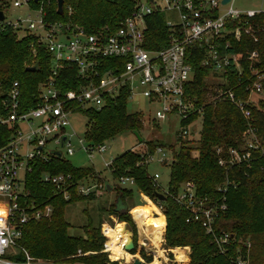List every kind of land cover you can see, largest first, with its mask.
I'll return each mask as SVG.
<instances>
[{
    "label": "built area",
    "instance_id": "1",
    "mask_svg": "<svg viewBox=\"0 0 264 264\" xmlns=\"http://www.w3.org/2000/svg\"><path fill=\"white\" fill-rule=\"evenodd\" d=\"M133 1V10L119 21L116 29H101L89 34L69 22L51 20L43 7L31 6L33 0H0V12L3 13L0 30L5 26L17 36H31L33 59L37 57L38 49L49 56V74L38 86L33 108L24 109L16 81L4 92L1 100L0 127L7 125L13 131L0 144V264H79L66 259L33 258L21 245L24 228L29 223L49 219L53 213L50 205L36 204L28 198L24 184L30 164L35 159L57 157V152L61 153L58 158L72 156L75 152L70 140L72 135L67 133L71 127V116L81 114L83 110L100 111L107 98H115L122 89L128 91L127 101L138 94L154 106L153 120L156 122L168 125L175 119L178 124L175 139L186 141L198 135L202 108L196 107L187 94L196 78L190 63L192 59L198 58V67L208 70L209 77L219 83L217 100L233 105L246 122L241 135L242 144L229 149L228 161L219 159L218 165L225 170L232 165L249 168L255 159L253 154L262 152L252 112L263 95L262 76L253 64L257 61L256 54H248L245 58L250 64L249 72L255 78L247 88L249 97H257L256 101L238 97L233 91L238 87L232 86L229 78L233 74L240 80L243 70L241 55L233 51L234 42H238L242 34L249 33V19L263 11L234 9L233 0L225 5L221 0ZM10 7L26 8L33 16L28 14L25 19L18 17L14 22L7 21L6 10ZM158 15L169 30L168 39L164 47L148 50L145 48L148 20ZM63 72L70 77L74 75V80H71L74 89L63 90V84L69 79L62 75ZM192 119L199 122L192 125ZM50 142L54 149L47 148ZM78 144L89 160L95 155L102 156L108 150L105 143L89 145L84 137L78 140ZM192 154L196 157L198 153L194 151ZM140 159V166L148 167L151 163L164 165L169 160V152L158 146L152 153H141ZM112 161L103 164L109 172ZM149 176L155 187L161 190L157 182L159 175ZM42 182L61 193L64 200L69 199L70 176L44 174ZM116 182L122 187L135 186L134 179L129 176H121ZM229 184L224 182L218 191L224 193ZM102 186L79 182L77 192L87 195ZM161 192L188 211L187 223L202 222L207 233L212 232L214 221L227 208L223 195L221 201L201 198L196 195L195 186L190 181L182 183L175 193L168 189ZM154 208L158 216L163 215L159 201L154 203ZM114 228L105 226L100 229L105 239L104 253L109 254L107 233ZM140 232L139 228L138 244L147 249L148 239ZM214 241L223 253L224 245L229 241L228 235L215 236ZM151 253H154L152 249ZM174 257L166 264L186 262ZM238 264L244 262L238 260Z\"/></svg>",
    "mask_w": 264,
    "mask_h": 264
},
{
    "label": "trees",
    "instance_id": "2",
    "mask_svg": "<svg viewBox=\"0 0 264 264\" xmlns=\"http://www.w3.org/2000/svg\"><path fill=\"white\" fill-rule=\"evenodd\" d=\"M56 1L38 0L37 3L33 1L31 6H41L48 12L51 20L69 22L89 34L101 29H116L119 21L134 7L133 0H63V14L60 16L56 14ZM249 20V33L242 34L240 40L233 44V51L241 55L242 76L237 80L236 76L231 74L229 79L232 86L238 87L233 89L237 96L246 99L248 93L244 88L250 87L255 78L251 76L250 64L245 58L248 54H256V70L262 76L263 95L252 112L263 150L253 154L255 159L251 166L247 168L232 165L225 170L218 165L219 159L228 161L229 149L238 148L242 144L241 135L246 122L233 105L218 101L216 93L211 95L213 100L209 103L200 99L201 91L197 89L204 87L202 78L208 76L209 72L199 68L198 58H195L190 60V63L196 78L187 94L196 107L202 108L203 113L197 145L192 147L190 143L194 141L181 139H175L173 144L142 141L140 144L144 146L143 152L126 151L113 159L110 167V176L114 181L121 176L132 177L135 182L133 188L142 190L154 203H158L155 194L162 192L150 179L147 166H140L139 162L141 153H152L156 147L161 146L169 152V160L163 166L169 171L167 189L170 193H175L182 183L190 181L195 186L196 195L201 198L221 201L222 195L225 197L226 211L214 221L212 232L207 233L202 222L187 223L186 219L190 216L188 211L180 207L173 198L162 193L165 199L160 201V205L166 219L167 246L188 247L190 250L187 263L174 264H238V260L244 264H264V11ZM148 27L145 48L155 50L164 47L169 30L165 27L162 17H152L148 20ZM32 44L31 36L18 39L11 28L4 26L0 30V105L4 92L16 81L24 109L35 106L38 86L49 74V56L42 49H38L37 57L33 59L30 51ZM34 65L37 66L35 71L25 70ZM62 75L69 78L63 84V90L74 89V83L71 81L74 80V75L70 77L66 72ZM127 96L128 91L122 89L115 98H107L100 111H80L87 119L83 136L87 144H103L124 132L139 133L142 126L141 115L126 112ZM12 131L13 128L7 125L0 127V144L6 141ZM194 151L198 153L196 157L192 154ZM30 168V172L25 175L24 184L29 200L40 205H50L53 213L49 219L29 223L24 228L21 245L27 253L33 258L66 259L70 263L118 264L109 261L107 253L102 252L105 239L100 234L99 221L94 225L87 219V223L82 227V236H71L70 224L64 218L67 205L86 198L94 199V193L99 192L96 190L87 195L77 192V185L82 180L98 179L94 168H77L58 157L35 159ZM44 174L70 176L68 200H64L63 195L58 194L51 185L42 182ZM224 182L230 184L222 193L218 191V187ZM102 188L107 192L104 186ZM127 193L130 194V191ZM125 197L124 192L116 188V201L111 205L110 212L120 220L131 223L127 213L120 214L117 207L118 202L126 207L123 203ZM159 217L152 219V226L164 224L162 216ZM221 234L228 235L229 239L224 245L223 253L214 241V237ZM133 242L132 254L140 253L147 260L146 263H149L150 258L146 257L142 248L137 245L135 236ZM111 246L112 240L109 238L108 247ZM18 259H21L20 256Z\"/></svg>",
    "mask_w": 264,
    "mask_h": 264
},
{
    "label": "rangeland",
    "instance_id": "3",
    "mask_svg": "<svg viewBox=\"0 0 264 264\" xmlns=\"http://www.w3.org/2000/svg\"><path fill=\"white\" fill-rule=\"evenodd\" d=\"M43 6L46 8L48 7L45 5ZM232 7L241 11H264V0H233ZM28 14H31L33 16V14L30 13V11H28L26 8L16 9L10 7L6 10V19L7 21L14 22L18 17L25 19ZM17 38L21 39L22 36H17ZM202 81L204 83V87L202 89L197 90L201 91V94L199 95L200 99H204L206 103H209L213 100V97L211 95L218 91L219 83L214 79L210 78L209 75L204 76L202 78ZM244 89H247V87ZM246 91L248 93V96L246 98H251V100L253 101L257 100V97L253 95H250L249 97L248 89ZM126 112L128 114L140 113L142 126L138 135L142 141H159L164 144L174 143V133L178 129V124L176 120L173 119L168 125L153 120L154 106L149 105L148 101L142 96L136 94L131 99H129L126 105ZM190 121L192 125H195L199 122L197 119H192ZM70 122L71 127L67 129V133L68 135H72L70 137V140L75 152L72 156L64 155L63 159H65L72 166L77 168H94L95 176L99 180L86 178L82 180L81 183L85 185L98 184L103 186L105 183H108L113 190L110 192H104L102 186L101 188L97 189V191L99 192L94 193V199L88 200V198H86L80 202L71 203L67 205L64 209V218L70 224L69 234L71 236H82V227L87 223V219H90L94 225H96L99 221L100 229L101 227L105 226H111L112 228L115 227L113 229L112 235L115 234L117 228L123 227L125 230L132 233V238H134L135 236L137 245H139V226L141 229H144L145 234L152 232L149 231V229H160L161 233H159L160 235L158 237L161 238L158 248L161 255L156 256L155 253H151L152 247H150L151 245L149 244V241L146 243L147 249L142 248V252L145 254V256L150 258L149 263H146L147 260L143 258L140 253H126L125 258H118L117 256H113V254L109 252V254H107L109 261L116 262L118 264H126L131 263L132 260L136 258L141 260L142 264H166L169 260L174 259V256H176L177 260H179L178 258L180 257V252L182 251L186 254V258L183 257V259L184 261H186L185 263H187L189 260L188 255L190 253L188 247L171 248L167 246L165 239V216L161 215L164 224L160 223L156 226H152V219H159L160 217L155 212L154 202L152 201L150 196H148L142 190L120 186L116 181L111 178L108 168H105L103 166L104 162L112 161L113 159L117 158L119 155L126 151L143 152L144 146L138 142V139L134 135V133L124 132L115 136L112 140L106 141L105 144L108 147V150L102 156L95 155L92 160H89L86 155L82 151H80L78 144V140L83 139L87 119L82 114L75 113L71 116ZM198 138L199 134L193 135V137L188 140L194 141V143H190L192 147H195L197 145L196 141L198 140ZM47 148L54 149L53 143L50 142ZM147 171L148 174L151 176L154 173H157L159 175V179L157 180V182L161 191L167 189L169 179V171L167 167H164L163 165H160L158 163H151L147 167ZM116 188H118V190H120L121 192H124V194L126 195V197L123 199V203L128 209L127 215L130 218L131 223L120 220L116 215L111 214L110 212V209L112 208L111 205H114L116 201ZM129 191L130 194L127 193Z\"/></svg>",
    "mask_w": 264,
    "mask_h": 264
},
{
    "label": "bare ground",
    "instance_id": "4",
    "mask_svg": "<svg viewBox=\"0 0 264 264\" xmlns=\"http://www.w3.org/2000/svg\"><path fill=\"white\" fill-rule=\"evenodd\" d=\"M140 231H141L142 237L144 236L148 239L149 244L151 245L150 247H152L155 255L160 256L161 253L159 251L158 246H159L161 237H158V236L160 235L159 233H161V230L160 229H149V231H152L153 233L151 232L147 234H145V231L143 228L142 229L140 228ZM112 232H113V229L109 230L107 233V237L112 240V246L108 251L111 252L113 256H117L118 258H125L126 252L124 251L122 246L127 241L129 234L123 227L117 228V231L113 235H112ZM180 257L182 260H184L183 259L184 254L182 251L180 252ZM180 257L178 259H180Z\"/></svg>",
    "mask_w": 264,
    "mask_h": 264
},
{
    "label": "water",
    "instance_id": "5",
    "mask_svg": "<svg viewBox=\"0 0 264 264\" xmlns=\"http://www.w3.org/2000/svg\"><path fill=\"white\" fill-rule=\"evenodd\" d=\"M34 3H37L38 0H33ZM231 0H221V4L225 5L228 4ZM56 14L57 15H62L63 14V0H57L56 1ZM3 20V13L0 12V21ZM253 64L255 67L258 66V62L257 61H253ZM37 69V66L34 65L32 67H27L25 70L29 71V72H33ZM134 135L137 137L138 142L141 143L142 140L139 137V135L137 133H134ZM65 140V137H63V141ZM55 155L57 157L61 156L60 152L55 153ZM104 187L106 189L107 192L111 191V186L108 183L104 184ZM156 199L160 202V201H164L165 197L164 195L160 194V193H156L155 194ZM117 207H118V211L120 214H126L127 213V208L122 206L119 202L117 203ZM127 231V230H126ZM127 233L129 234V237L124 245V251L128 254L132 253V251L134 250V242H133V238H132V233L127 231ZM112 262V261H111ZM126 264H142V262L139 259H133L131 263H126Z\"/></svg>",
    "mask_w": 264,
    "mask_h": 264
}]
</instances>
